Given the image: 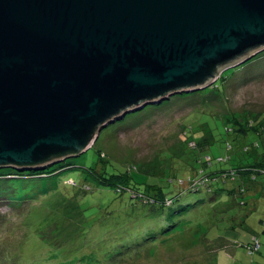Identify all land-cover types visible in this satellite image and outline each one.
Returning a JSON list of instances; mask_svg holds the SVG:
<instances>
[{"label":"rangeland","instance_id":"obj_1","mask_svg":"<svg viewBox=\"0 0 264 264\" xmlns=\"http://www.w3.org/2000/svg\"><path fill=\"white\" fill-rule=\"evenodd\" d=\"M243 64L219 75L232 73L221 89L212 87L216 81L108 125L86 153L48 167L54 171L72 161L74 171L61 174L54 188L42 194L28 193L46 183L33 179L38 174L5 179L15 173L0 169V264H264V180L245 197L237 183L212 181L216 173L237 165V145L250 149L245 160L256 155V135L234 134L231 122L246 125L252 115H264V52ZM227 141L234 151L229 152ZM196 143L203 147L199 150ZM189 151L199 164L167 159ZM261 151L259 143L257 153ZM220 157L230 160L219 163ZM208 158L213 163L201 177L210 179L213 193H187L190 187L178 180L195 175L200 160ZM110 174L131 180L132 190L118 192L119 182L111 185L98 177ZM153 187L167 197L181 194V199L175 206L155 209L132 194ZM8 194L15 203L1 201ZM255 237L260 250L251 253Z\"/></svg>","mask_w":264,"mask_h":264},{"label":"water","instance_id":"obj_2","mask_svg":"<svg viewBox=\"0 0 264 264\" xmlns=\"http://www.w3.org/2000/svg\"><path fill=\"white\" fill-rule=\"evenodd\" d=\"M261 52L264 0H0V169L80 156Z\"/></svg>","mask_w":264,"mask_h":264},{"label":"trees","instance_id":"obj_3","mask_svg":"<svg viewBox=\"0 0 264 264\" xmlns=\"http://www.w3.org/2000/svg\"><path fill=\"white\" fill-rule=\"evenodd\" d=\"M227 74L228 73H224L221 78H218L217 82L214 85H212V87L221 89L220 87H221V85L223 86V79H225L226 77L232 75V73L230 75H228V76H227ZM206 96L207 95L205 94L204 98H206ZM166 101H168V100H166ZM195 111H196V113L200 112L199 109H196ZM203 114H205V113H203ZM150 115H151V112L147 114V116H150ZM128 116L129 115L125 116L123 119L126 120L128 118ZM259 117L260 116L258 114L252 115L251 118H249V121H248V123H246V125H240L237 122H231V124L234 125L233 129H231L234 134L238 133L240 136H242V135H247L248 133L252 132V133H254L256 135V137L258 138V141L253 145L254 149L256 150V155L250 156V157L247 156V158L245 160V157H243V156H245L247 154L249 155L250 154V149L247 148V147L245 149H243L242 146L237 145L236 152H234L236 157H237V159H236L237 160V165L234 168H231L229 171H223V172H220V173H216L214 178H212L213 179L212 181H216L217 179H221L222 181H224V183H227V181L228 182L230 181V182L237 183V185H238V193L240 195L244 196V197L253 188L261 185V183H260L261 181L260 180H264V115L261 116L260 118ZM127 122L128 121L122 122V124H126ZM128 127H131V126L127 125V129H128ZM231 130L227 129V134L229 136H231L230 134H232ZM188 138L190 139V137H188ZM236 141H238V138H237ZM259 143L263 144V151H261L260 153H257L258 148H259ZM196 145L199 146L198 147L199 150L201 149V147H203V144L199 145V144L196 143ZM227 145H228L227 147L229 149V152L234 151V146L232 145L231 141H227ZM191 153L192 152L189 151V153L186 154L184 157L177 158V159L172 158L173 156H170L168 154L169 157H167V159L171 158L172 161L175 162L178 159L181 160V159L185 158V159L192 160V162L195 165L197 163L199 164V161H198L199 159L197 160V157L195 159H193L192 156L195 157L196 155H193V153H192V156H191ZM229 160H230V158L220 157L218 159V162L219 163L228 162ZM68 161H69V159H67L65 161H62L60 163L54 164V165L50 166L49 168L54 169V168L58 167L59 165H64ZM200 161L202 162V164H200L201 165V167H200L201 169L197 170L198 169L197 168L196 169L197 172L195 173V175L188 176L187 177L188 179H186V180H183V179L182 180H180V179L178 180L179 185H185V186L188 185L190 187L188 189L187 193H196L198 191H201L202 189H207L209 193H213V192H210L211 191V186H212V183L210 185V183L208 182L210 179L201 177L202 173L204 174L205 168L207 166H209L210 164H212L213 160L211 158H208L207 161L206 160H204V161L200 160ZM71 163H72V161H70L69 165L60 167L59 169H56L54 171H51V169H49V168L43 169V170H39V171H20V170H17V169L9 168L15 174L8 175V176L5 175L3 177L5 179H28V178H30L29 175H37L38 174L37 176H33V179L44 178L46 183L41 182L40 184H38V186H36V188L33 189L34 191L32 190V191L28 192L30 194V196H37V195L42 194L43 192H45V188H49V187H50V189L54 188L53 185L59 180L58 177L61 174L67 172V170L68 171H74V170H72L73 169V164H71ZM175 168H177V167L173 163L170 164L169 169H172V171L174 172L173 169H175ZM167 169H165V170H167ZM176 171L179 172L178 169H176ZM143 173H145L147 175H154V176L158 175V174L148 173L147 170H144ZM23 175H28V176H23ZM98 177H99V179H103V181H105L107 184L109 182V184H111V185H113L116 182H119V184L122 186V188L120 186V188L117 190L118 192L126 191L128 189H131L128 186H132L131 180H129L128 178L119 177L117 174H110L107 178H105L104 175L98 176ZM52 178L55 181L53 183L52 182H48V181H50V179H51V181H53ZM173 181L174 180H172V182ZM43 185H45V186H43ZM115 186H117V185H115ZM161 191H160L159 188L153 187V188H146L144 192H142V191H140V192L132 191V194H133L134 198H136L138 200V202H140V203H142V204H144L146 206L154 207L155 209L158 208V207H160V209H164L166 206H171V207L175 206V204H177L176 202H178L181 199V196H182L180 194L179 196L167 197ZM31 192H32V194H31ZM33 193H34V195H33ZM8 198H11V197H9V194L6 195V197L4 199H2L1 201H3V203H5V202L13 203L14 202L13 199L10 200ZM211 200H215V196L214 195L211 196ZM244 204H247V203L245 202ZM182 211H184V210L180 209V211H178V212H182ZM256 241H257V237H255V240L249 246V249H250L251 253H255V252H258L260 250L259 249L260 245L258 243H256Z\"/></svg>","mask_w":264,"mask_h":264}]
</instances>
